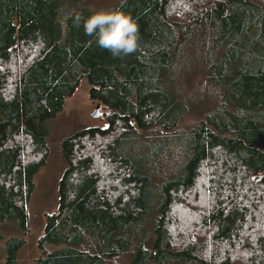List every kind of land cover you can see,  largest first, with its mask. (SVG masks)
I'll return each mask as SVG.
<instances>
[{
	"label": "trees",
	"instance_id": "16d2710c",
	"mask_svg": "<svg viewBox=\"0 0 264 264\" xmlns=\"http://www.w3.org/2000/svg\"><path fill=\"white\" fill-rule=\"evenodd\" d=\"M88 2L0 0L6 264L25 239L1 230L29 228L47 123L84 78L105 125L62 141L35 264H264V0H120L110 11L140 36L123 58L85 34ZM184 74H200L190 95ZM161 162L159 188L149 168Z\"/></svg>",
	"mask_w": 264,
	"mask_h": 264
},
{
	"label": "rangeland",
	"instance_id": "374dc122",
	"mask_svg": "<svg viewBox=\"0 0 264 264\" xmlns=\"http://www.w3.org/2000/svg\"><path fill=\"white\" fill-rule=\"evenodd\" d=\"M120 0H89L90 11L105 10L110 11ZM187 59V57L185 58ZM188 60V59H187ZM184 63V62H183ZM181 64V63H180ZM177 64L176 67H178ZM178 70H182L179 67ZM183 74V73H182ZM187 74V73H185ZM183 75V88L187 94H191L192 88H195L196 80L199 81L200 74L192 76L186 81L187 75ZM90 85L84 78L80 81L75 93L70 96L62 112L56 118L51 119L47 123V143L49 146V155L46 164L35 176V187L31 194L28 204V221L29 228L26 231H19L15 224H5L1 233L8 236H19L25 239L24 245L20 248L17 254L15 264H35L36 259L40 256L38 248V240L44 233L45 218L47 214L56 212L59 200V183L66 169V162L61 155L62 141L64 138L74 134L75 132L92 126L105 125L102 121V107H99L100 115L93 117L92 113L96 110L98 104L89 98ZM199 122L198 117L184 118L180 126L181 128H189ZM155 148L160 144V141H155ZM157 145V146H156ZM154 149L147 148L148 154L153 153ZM150 167V173H158L153 175L154 183L160 188L159 173L164 171L167 165L164 163H156ZM8 226L11 229L7 231ZM15 229V230H14ZM12 230V231H11ZM0 264H6V241H0Z\"/></svg>",
	"mask_w": 264,
	"mask_h": 264
},
{
	"label": "clouds",
	"instance_id": "9594fccd",
	"mask_svg": "<svg viewBox=\"0 0 264 264\" xmlns=\"http://www.w3.org/2000/svg\"><path fill=\"white\" fill-rule=\"evenodd\" d=\"M81 17H76L77 26ZM86 35L94 37L97 45L113 57L123 58L139 47V25L121 8L112 11L99 10L83 22Z\"/></svg>",
	"mask_w": 264,
	"mask_h": 264
},
{
	"label": "water",
	"instance_id": "95a60500",
	"mask_svg": "<svg viewBox=\"0 0 264 264\" xmlns=\"http://www.w3.org/2000/svg\"><path fill=\"white\" fill-rule=\"evenodd\" d=\"M100 115L99 113V105L96 107V110L92 113L93 117H98Z\"/></svg>",
	"mask_w": 264,
	"mask_h": 264
}]
</instances>
